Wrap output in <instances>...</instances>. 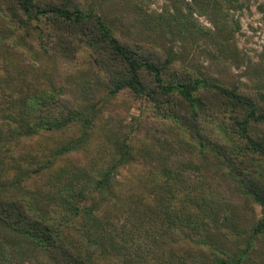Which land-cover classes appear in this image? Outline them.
I'll list each match as a JSON object with an SVG mask.
<instances>
[{"label":"rangeland","instance_id":"rangeland-1","mask_svg":"<svg viewBox=\"0 0 264 264\" xmlns=\"http://www.w3.org/2000/svg\"><path fill=\"white\" fill-rule=\"evenodd\" d=\"M79 1L101 12L118 34L127 32L165 54L172 47L188 68L264 92V0H237L219 27L211 13L194 9L193 3L190 17L186 3L191 0ZM180 18H187L186 27H178ZM47 56L35 41L30 44L12 33L0 16V185L5 192L24 193L18 180L34 170L32 165L50 163L40 182L38 178L27 182L31 189L26 198L41 207L55 231L57 224L61 234L86 250L96 264H183L186 258L193 263L197 257L213 264L214 254H221L214 245L233 253L249 247L242 264H264V234L251 236L261 208L213 155L200 162V172L182 166L167 189L159 187L164 182L159 169L172 166V157L182 151L197 149L175 122L165 126L162 138L167 141L151 135L148 120L159 117L144 96L122 92L98 98L103 110L90 127L85 146L67 156L60 147L82 128L81 122L69 130L24 133V127L38 120L39 103L57 93L66 92L85 110L89 102L81 94L84 84L97 87V94L106 93L103 74L87 50L69 66L57 65ZM121 143L128 144L130 157L119 162ZM188 160L193 159L189 156L184 162ZM76 165L83 170L111 166V187L92 190L88 176ZM65 184L70 192L83 188L82 211L76 214L56 204ZM189 217L194 219L191 225ZM0 264L49 260L42 250L0 225Z\"/></svg>","mask_w":264,"mask_h":264},{"label":"trees","instance_id":"trees-1","mask_svg":"<svg viewBox=\"0 0 264 264\" xmlns=\"http://www.w3.org/2000/svg\"><path fill=\"white\" fill-rule=\"evenodd\" d=\"M235 2L237 0H191L186 3L187 13L192 17L190 7L194 4V9L211 13L212 21L219 27L228 7ZM0 16L8 22L12 33L30 44L35 41L42 53L57 65H72L87 50L103 74L100 80L105 94H97V87L90 84H84L81 90L82 97L89 102V109L80 107V101L66 92L57 93L39 103L38 120L24 127V133L34 134L39 128L69 130L81 122L82 128L60 147L61 153L67 156L85 146L90 127L103 110L96 103L98 98L122 92L134 97L144 96L160 118L149 119L147 131L163 143L167 141L166 136L162 138L165 126L175 122L197 149L194 151L191 146L190 153L182 151L172 157V166L163 165L159 172L164 182L158 184L159 187L167 189L171 177L182 173V166L189 172H200V162L213 155L221 169L226 170L242 192L261 208L252 238L264 234V92L227 84L202 70L188 68L182 65L178 52L172 47L165 54L157 47L129 37L127 32L118 34L101 12L83 6L79 0H0ZM186 20L180 18L178 27H186ZM121 144L119 162L130 157L128 144ZM189 156L193 160L184 162ZM40 164L32 165L30 168L34 170H28V174L18 180L22 188L24 186V193L9 194L0 185V225L42 250L49 264H96L86 250L61 234L57 224L55 231L42 214L41 207L26 198L31 189L27 188V182L33 178L40 182L50 166L48 162ZM81 167L75 166L88 176L92 190L111 187L114 177L111 166L98 170L93 166L84 170L79 169ZM73 188L75 192H70L66 184L60 186L62 199L56 198V204L76 214L82 211L79 199H82L80 193L84 192L81 187ZM172 216L177 217V213L173 212ZM189 218L187 223L191 225L194 219ZM176 225L174 222V227ZM214 246L221 254H214L213 264H242L249 249L233 253ZM183 264H204V261L197 257L191 263L186 258Z\"/></svg>","mask_w":264,"mask_h":264}]
</instances>
